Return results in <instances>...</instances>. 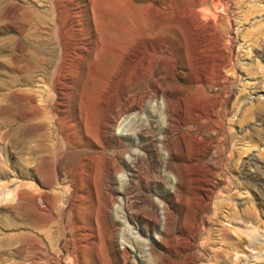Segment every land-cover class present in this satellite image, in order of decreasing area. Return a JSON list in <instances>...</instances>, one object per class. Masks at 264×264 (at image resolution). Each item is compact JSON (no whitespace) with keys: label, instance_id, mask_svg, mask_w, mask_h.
<instances>
[{"label":"rangeland","instance_id":"374dc122","mask_svg":"<svg viewBox=\"0 0 264 264\" xmlns=\"http://www.w3.org/2000/svg\"><path fill=\"white\" fill-rule=\"evenodd\" d=\"M212 22L215 25V30L212 31L216 36H220L223 42L225 40L224 43L230 37L233 39V60L227 63L220 79H217L216 67L210 64L213 39L203 33ZM263 25L264 0H200L198 3L193 0H0V98L3 97L0 121L7 122L10 127L25 124L24 133L35 132L32 127L26 126L33 121L29 115H25V103H31L29 98L27 100V97L22 95L26 88L34 92L35 100L33 99L32 103L39 102L40 93L46 98L50 108L55 93L50 78L52 66L49 68V76L47 75L49 78H44L41 71L28 75L11 68L13 62L19 63L24 57L43 62L46 58L41 59L40 55L53 57L52 50H61L63 42L72 47L79 46L74 54L66 58L65 76L62 88L60 87L62 137L64 136L60 163H30L29 159H25V153L20 154L8 142L0 139V242L6 241L7 246L0 243V251H3L0 252V264H162L163 260L159 255L170 256L169 264H173V253L161 245L159 237L163 232L161 216L166 213V207L175 210L179 208L176 198L172 197L176 188L177 197L187 202L195 196H202L201 192H197L198 186L207 190V187L213 184L214 191L210 198L206 199L207 202L224 199L229 193L233 195L232 201L238 203V213L252 202L264 201V116L258 117L249 112L251 104L264 105ZM148 38L163 40L164 47L167 45L162 51L160 49L156 52L147 48ZM135 51L139 52V55L132 60ZM173 62L176 68L174 77ZM193 63L195 67L191 66ZM199 63L205 66L207 76L213 79L210 83L212 87L209 91L206 89L208 94L226 96L225 102L220 101L217 106L222 125L208 135L212 147L207 151L204 160L212 163V173L207 176L200 168L198 173L191 177L192 181L189 180L184 192L179 194L180 188L174 180V171L167 164L173 161V149L169 154L164 143L166 141L170 149L173 148V133L167 129L169 121L163 103H173V98H177L181 102L184 118L189 120L187 95L196 94L203 86L196 75V66ZM190 73H193L191 78L188 77ZM121 76L127 80L126 94L131 97L138 95L137 98L142 104L141 107L120 115L115 120L113 129L103 138L102 123L108 115V106L105 103L117 94ZM30 77L31 80L28 81ZM12 78L13 89L17 88L21 92L8 94L6 84ZM223 78H226V81ZM153 80L158 82V91L152 87ZM173 86L178 87L174 96ZM141 92L149 94L141 97ZM195 101H199L198 96H195ZM111 102L123 103L120 99ZM50 108L46 113V120L51 125L55 112ZM205 124V121L189 123L192 129H196L195 132H198L200 125ZM6 128L0 127V137L1 131ZM181 134L184 133L175 132L176 136ZM183 138L191 141L187 135L181 137ZM244 148L246 151L241 156L251 163L246 165V175L241 177L236 161L239 150ZM118 149L121 151L115 155ZM155 149L160 152L158 161ZM193 150L190 145L187 164ZM138 156L142 159L140 163L137 162ZM85 157L89 164L87 170L90 179L82 182L78 170L79 163ZM110 157L117 160L119 169L108 179L105 174L108 173ZM167 157H172V160ZM209 157H212L211 160ZM225 164L230 169H227ZM229 174L235 178L234 182L237 181L236 178H240L245 180V186H248L239 189L237 195L234 192L235 184L231 191L222 193L219 188L227 184L229 189L230 184L226 180L233 179ZM123 175L127 178L126 185L119 178ZM153 175L159 176L152 178ZM132 179L134 186L140 187L141 193L137 196H140L141 212L150 213L149 206L146 202H141L142 199L149 200L157 208L160 220L155 226L143 228L142 217L133 214L134 217L129 218L128 212L122 206L125 187H133ZM144 180L151 181L146 184ZM34 188L48 193L50 199L56 198L53 194H60L58 202L61 215L67 218V213L72 214L75 226L81 227L85 222L89 226L91 224L90 228L76 230V244H73L72 237L67 232L65 236L62 233L54 244L48 245L44 235L45 229L36 228L32 223L31 216L36 208L31 194L27 191L32 193ZM17 192L21 193L20 198H17ZM110 196H113L108 219L111 223L108 221L110 224H104L99 208ZM38 202L42 204L39 199ZM255 210L259 215V223H254V226L247 221L242 224L241 219L229 223L224 218L220 219L219 225L217 221L209 224L215 237L216 233H219L223 242L230 246L231 250L227 249L228 256L233 255L234 258L243 255L248 259L244 261L242 256L243 264H264V251L260 252L256 247V244L264 241V235H261L264 232V215H261L264 214V205L257 206ZM213 212L211 208L197 210V218L212 217ZM184 213L183 210L179 220L188 223V214L184 216ZM54 214L46 221L49 226L47 228L51 230L57 224L54 223L58 222ZM225 214L224 212L223 215ZM84 217L87 219L85 222L81 221ZM221 223L232 227L231 230L225 232L226 234L217 232ZM128 227L137 231L138 239L128 234ZM250 228L256 230L255 234L258 232L256 244L250 247L245 242L237 246L235 243L238 233L249 231ZM110 229L116 233L113 240L107 235ZM85 233L91 234L83 236ZM194 233L197 251H192L197 253L196 264H206L208 261L203 260L205 253L200 249L203 235L197 231ZM216 240L219 241L217 238ZM219 246L220 244H217L215 247ZM125 249L129 253V259L123 256ZM225 253L226 251L222 253V258L226 256Z\"/></svg>","mask_w":264,"mask_h":264},{"label":"bare ground","instance_id":"6f19581e","mask_svg":"<svg viewBox=\"0 0 264 264\" xmlns=\"http://www.w3.org/2000/svg\"><path fill=\"white\" fill-rule=\"evenodd\" d=\"M193 1L198 3L200 0H193ZM165 3H167V2H165ZM259 10H260V8H259ZM178 11H180V10H178ZM180 12H182V11H180ZM119 18H120V16H119ZM125 19H127V18H125ZM258 22H260V21H258ZM207 25H208V23H207ZM191 27L193 29V24H191ZM174 28H175V23H173V29ZM212 30H215V25L213 24V22L211 24L209 23V25L205 29V32H203V33L206 35V37L211 36V38L213 39L212 42H214V43H211L212 56H211L210 64L212 66L216 67L217 79H220L221 74L224 71V69L226 68L227 63H231L233 60V57L231 54V47H232L233 39L230 37L229 39H227V42L224 43L225 40L223 42L222 38L220 36H216V34ZM204 34H202V35H204ZM262 34H263V32H262ZM149 36L150 35H148V37ZM197 38L198 37H194V39H197ZM155 39H157V38H155ZM155 39L148 38L147 48L152 49L156 52L159 51L160 49L162 51V49L165 48L167 44L164 47V45L162 44L163 40H155ZM167 43H168V41H167ZM61 45H62L61 50H58V49H54V51L52 50L53 57L49 58L47 56H41L40 55L41 59L46 58L43 62H41L39 60H34L32 58L30 59L28 57H24L23 60H20L19 63L14 61L12 66H11V68H13L15 70L18 69L21 72H25L28 75H32L35 71H41L44 74L43 75L44 78H49L48 77L49 76L48 74H50L49 68H50V66H52V68H53L51 75H50V78H51V85L54 88L55 93H54V99H53L52 103L49 101L51 103V108L48 105V103H46V98H44L42 94L39 93V95H41V99H39V102L32 103V101L35 100L34 99V97H35L34 92H32L29 88H26V92L24 94L21 93L22 95H25V97H27V100L29 98L30 99L29 101H31V103H25L26 109L24 108V106H23V108L25 109V115H27V116L29 115L33 119V121L31 123L27 124L26 126L32 127V130L35 131L34 134H31V132H30V134L24 133V130H25L24 125L25 124H23L22 126L19 125V126L10 127L9 124H7V122L2 121V120L0 121V127H7L5 129V131L4 130L1 131L2 137H0V139L8 142L20 154L25 153L27 155V157L25 159H29L30 163H31V161H34L37 163V165H41V164H45V163L46 164H52V165H53V163L59 164L62 153H63V149H62L64 146L63 145V137L64 136L62 137V131H63V120L62 119H63V117L61 116V110H60L61 109L60 108V106H61L60 96L62 95V91H60V87L63 85L62 80L65 76V64H66V60H67L66 58L70 57V55L74 54V52L77 51L79 46L72 47L71 45H69V43H66V42L61 43ZM43 52L44 51H41V53H43ZM173 53H174V50H173ZM138 55H139V52L135 51V54L132 56V60L136 59L138 57ZM191 66L195 67V64L193 63ZM175 71H176V68H175V65L173 62V73H172L173 77L175 75ZM192 75H193V73H190L188 77L191 78ZM196 75H197L198 79L202 82L203 86L198 89L199 92H197L196 94L192 93L191 95H187V103H188V107H189V111H190L189 120H186L184 118L182 108L180 105L181 102L177 98H173V103H163V108H164V111H166L167 120L169 121L167 123V129L169 132L173 133L172 134L173 139L171 138L173 144L170 143L173 145L172 146L173 148L170 149V147L167 145L166 141H165L166 144L164 143V146L168 150L169 154L172 153L171 150L173 149V155H172L173 161L170 163H167V164H168V167L170 165V169H172L174 171V174H175L174 180H175V182H177L178 187L180 188V190H178L179 194L180 193L182 194L184 192V189L186 188L189 180L192 181L191 177L194 175V173H198L197 170H200V168H202L205 171V175H207V176L212 173V169H211L212 163L209 162V160L208 161L204 160V157L206 156L207 151L209 150V148L212 147V146L210 147L211 143H209L208 135L211 134L215 130L216 127H218L219 125L220 126L222 125V123L219 119V114L217 112V106L220 104L219 103L220 101L223 103L225 102L224 98L226 96L224 97V95H221V94H215V95L210 96L208 94L206 89H208V91H209V89L212 87L210 83L213 82V79H211L207 76V74L205 72V66L202 63H199L196 66ZM13 79L14 78H12L6 84V87H8L7 88L8 94L21 92V91H18L17 88L13 89V85H14ZM223 79L225 80L226 78H223ZM30 80H31V77L28 79V81H30ZM24 81L26 82L25 78H24ZM16 82H17V78H16ZM153 82H154V85L152 87H154L155 90L159 89L158 88V82L156 80H153ZM118 84H119L118 86L120 88L119 89L117 88L118 89L117 94L115 96H113L112 98H110L107 102L105 100V102H106L105 104L108 106L107 110L106 109L105 110L107 111L108 115H107L106 120L103 118L105 121H104V123H102V129L100 127L103 138H104V136L109 134L111 129H113L114 122L118 117H120V115H122L126 112H129L130 110L135 109L136 107H141V104H142V103H140L139 98H137L138 95L131 97V96L127 95L128 93L126 94L125 91L127 89V80L124 76L120 77ZM152 91H154V90H152ZM176 91H178V87L173 86V96L176 94ZM142 93L143 92H141V97L142 96L145 97L149 94V93H145V92H144V94H142ZM4 95L7 96V93H5ZM195 96L199 97L198 102L195 101ZM2 98H0V109L2 108V104H1ZM115 99H118V100L120 99L123 101V103H112L111 101L115 100ZM25 104H23V105H25ZM9 106H10V104H9ZM48 108L52 109V111L55 112V113H53L55 119L51 123V125L49 124L48 120H46V118H47L46 113L48 111ZM3 110H5V109L3 108ZM106 111H105V113H106ZM0 112H1V110H0ZM222 112H224V111H222ZM249 112H252L254 115H256L258 117L264 116V105L262 103L251 104V106L249 107ZM10 115H12V114L10 113ZM166 115H165V117H166ZM51 116H52V114H51ZM49 120H50V118H49ZM244 120H245V117H244ZM192 121H197V122L205 121L206 124L204 126L200 125L198 130H197L198 132H195L196 129L195 130L192 129L189 125V123ZM243 124H244V122H243ZM33 131H32V133H33ZM176 131H180V133H184V134L176 136L175 135ZM185 135H187L188 139L192 141V144H190V145L194 149L192 155H190L191 157L189 158L188 164L186 163V158H187V156H189V155H187V151H188V148L190 146L189 142H191V141H188L186 138L181 139V137L182 136L185 137ZM200 135H201V137H200ZM165 137H167V136H165ZM50 138H52L51 139L52 143L50 142ZM164 140H167V139H163V141ZM121 145H122V143H121ZM152 146L154 147V145H152ZM156 149L154 151H155V156H157V161H158V159H159L158 156H159L160 152H158V150H156ZM217 149H216V151H217ZM120 151L118 149V152L117 153L115 152L116 153L115 155L119 154ZM216 151H214L213 153L215 154ZM245 151H246L245 148L240 149L239 152L237 150L238 161H236V165H237V169H238L241 177H244L246 175L244 169L246 168V165H249L251 163L249 161H245L242 158L243 153ZM101 153H102V151H101ZM262 153L263 152H261L260 155H262ZM83 154H84V152H83ZM214 154H212V155H214ZM231 155H230V157H231ZM169 157H167V158H169ZM165 158H166V156H165ZM171 158H169V159H171ZM211 158H210V160H211ZM237 158H236V160H237ZM135 159H136V157H135ZM141 161H142V159L140 158V156H138L137 162L140 163ZM233 163H235V162L233 161ZM77 165H78V163H77ZM79 165L80 166H79L78 171L81 174L80 176L82 177L80 179V181H82V182L89 181L90 175L88 173L89 170H87V165H89L87 163V157H85L79 163ZM227 167H228L227 169H230L229 166H227ZM118 169H119V163H117V160L114 159V157L113 158L110 157L109 158V168H108V173H107L108 175L105 174L106 177L108 176V179H111L109 177H112V174L115 171H117ZM101 171H103V170H101ZM257 171H258V169H257ZM229 175L233 179L227 178V180H226V182H228L230 184L229 189L227 188V184H225L219 188L222 191V193H226L229 190L231 191V187L235 184V191L234 192L237 195L239 189L245 188L246 186H248V184L245 186V184H246L245 180H242L240 178H236L237 181L234 182L235 178L231 174H229ZM157 176H159V175H157ZM157 176L153 175L152 178H156ZM119 178L123 184H125L127 182L126 181L127 178H125V175L120 176ZM101 179H102V177H100V180ZM196 180H198V179H196ZM144 181H145L144 183L147 184L151 180H144ZM133 182L134 181L132 179V183ZM153 182H155V181H153ZM86 183H88V182H86ZM134 185L135 184L133 183L134 188L132 186L131 187H125V190H124L125 196L123 198L122 206H124L126 211L128 212L129 218H132V216L134 217L133 214L142 217V219H141L142 225L141 226L143 228H148V227H150V225L155 226L156 224H158V222L160 220L159 215H158L157 210H156L157 209L156 206L153 203L149 202V200L147 198H146V200H148V201H145L142 199L141 202H146L147 205L149 206V210H150V213H147V214L142 213L140 210V206H139V201H140L139 197L140 196L139 197L137 196V194L141 193L140 187H138V185H136V186H134ZM101 186H103V184ZM249 186H250V183H249ZM146 187H148V186H146ZM198 187H199V189H197V192H199V193L201 192L202 196L201 197L195 196L194 198L190 199L187 202L183 201L177 197V192H176L177 188H176V190H174L175 194H173L172 197L176 198V202L179 203V208L177 207L178 210H175V209H170L169 207H166V209H165L166 213L165 214L163 213V215L161 216V224H162V231H163L159 237L161 245L168 252L173 253V257H174L173 264H196L198 261L197 260L198 257L196 255L197 253L195 254V252H193L192 250L197 247L196 242L194 240V235H195L194 231H197V232L202 233V235H203V237H201L202 241H200L201 242V244H200L201 248L200 249H202L205 253V255H204L205 258H203V260L208 261V263H206V264H240L243 260V258H241L243 255L241 257L239 255H237L234 258H232L233 255L231 257L228 256L227 251L229 250L230 246L223 242V238L219 237V233L218 234L216 233L217 237H215L214 230H213V228H211L209 226V224H212L213 222L217 221V225H219L221 218H224L229 223H233V221L235 219H239V220L241 219L242 224L245 223L246 221L251 222L252 225L254 223L258 224L259 223V218H258L259 215H258L257 211L255 210V208H257V206H259V205H261V206L264 205V201L262 200V202H256V203L252 202L251 204H248V206H246L245 208L240 209V212L238 213V211L236 210L238 203L237 202L235 203L232 201L233 195L228 193L225 195L224 199L213 201L211 203V202H207L206 199H209L210 195L214 191L213 190V188H214L213 184L209 185L207 187V190H202V186H198ZM87 189H89V184H88ZM101 189H103V188H101ZM33 190L35 191V193H33ZM33 190H32V193H31V191H27L28 194H31V196L34 200V206L36 208V211L31 216L32 217V223L35 225L36 228H40L41 230L45 229L44 235H45V238L48 240V245L54 244L56 241H58L60 236H62L61 235L62 233L65 236V235H67V232L70 233V235L72 237L71 241L73 242V244H76L78 241V237L75 236V234L77 233L76 230L79 231L78 228H80V230H81V228H84V229L90 228L91 224L89 226L87 224V222H85V220H87V219L84 217L85 219L83 218V219H81V221H84L86 224L83 226L80 225L81 227L75 226L76 223H74L75 224L74 225L72 222L73 216H72V214H69V213H67L69 215L67 218L64 216V218H65V220H64L63 216L61 215L62 211H61L60 204L58 202L60 200V196H61L60 194H58V193L53 194V195H55L54 197H56V198L50 199L48 197L49 196L48 193L41 191V190H38V189H35V188ZM87 191H89V190H87ZM242 194H243V192H242ZM12 196L13 195H11V197ZM246 196H247V194H246ZM20 197H21V193L17 192V198H20ZM250 198H252V197H250ZM38 199L41 201L42 204H40L38 202ZM112 199H113V196H110L109 198H107L105 200L104 203L102 202V205H101V203L99 204V205H101L99 208L100 213H101L100 218H101V220H103L102 223L104 222V224H107V222L110 221L108 219H109V214H110L109 209H110V204H111ZM254 199L257 200L256 197H254ZM250 202H251V200H250ZM241 205H243V204H241ZM205 208L213 209L214 210L213 216L211 215L212 217H206L205 216V217H200V218L198 217L197 218V210L203 211V209H205ZM222 209H226V211H223ZM183 210L185 211L184 216L186 214H188V223L184 222V220L183 221L179 220L180 214L182 213ZM224 212L226 213L225 215H223ZM260 212H261V210H260ZM263 213H264V211H263ZM52 214L56 215L57 218L55 217V220L56 219L58 220V222H55V223L53 222L54 224L57 223L53 230H51V228H47L48 224L46 222L47 219ZM63 215H64V213H63ZM99 215L100 214H98V216ZM143 215L147 216L149 218L146 219V218H144ZM261 215H264V214L261 213ZM60 216H61V218H60ZM110 223H111V221H110ZM54 224H52V226ZM220 226L221 227H219L217 229V232H220V233L221 232L225 233L228 230H231V228H232V227L230 228L228 225L226 226L225 224L222 225V223ZM255 231L256 230H253V228H250L249 231H244V232L240 231L239 233L237 232L238 238H237V242L235 244L237 246H241L243 243L246 242L248 245H250V247L253 246L254 243L256 244L255 239H256V236L258 235L257 234L258 232L255 234ZM91 233H85V234H83V236H87L88 234H91ZM114 233L115 232L111 229H110V231L107 232V235H108V237H110V240H113V237H115L114 235L116 233L115 234ZM128 234L131 237L138 239V237L136 235L137 231L132 230L131 227H128ZM261 235H264V232ZM35 238L38 239V237H34V239ZM42 238L44 239L43 236H42ZM216 238L219 241H217ZM36 241L34 242L35 245L38 242V241L37 242ZM5 242L4 243L0 242V243L5 245ZM222 242H223V244H222ZM217 244H220V246L215 247ZM198 246H199V244H198ZM256 247L259 249L260 252L264 251V241L260 242L259 244H256ZM3 248H1V249H3ZM5 251H6V249H5ZM225 251H226V253H225L226 256L225 257L223 256V258H222V253ZM8 252L9 251H7V253ZM237 253H239V252H237ZM123 256L125 258L129 257V253L127 252V250L123 252ZM158 257L163 260L162 264H169L170 263V259H171L170 256L159 255ZM243 257H244V261L248 260L247 258L245 259V256H243ZM263 258H264V255H263ZM241 264H243V263H241ZM254 264H256V263H254Z\"/></svg>","mask_w":264,"mask_h":264}]
</instances>
